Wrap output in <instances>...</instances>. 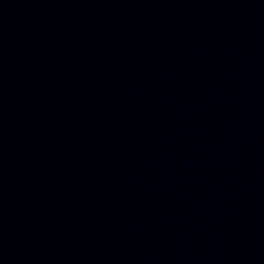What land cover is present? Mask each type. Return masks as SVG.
<instances>
[{
	"label": "water",
	"instance_id": "water-1",
	"mask_svg": "<svg viewBox=\"0 0 264 264\" xmlns=\"http://www.w3.org/2000/svg\"><path fill=\"white\" fill-rule=\"evenodd\" d=\"M0 264H264V0H0Z\"/></svg>",
	"mask_w": 264,
	"mask_h": 264
}]
</instances>
